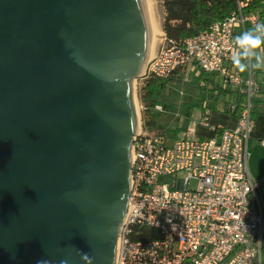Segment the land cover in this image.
I'll use <instances>...</instances> for the list:
<instances>
[{
  "label": "water",
  "instance_id": "water-1",
  "mask_svg": "<svg viewBox=\"0 0 264 264\" xmlns=\"http://www.w3.org/2000/svg\"><path fill=\"white\" fill-rule=\"evenodd\" d=\"M154 34L150 0H0V264H116Z\"/></svg>",
  "mask_w": 264,
  "mask_h": 264
},
{
  "label": "built area",
  "instance_id": "built-area-1",
  "mask_svg": "<svg viewBox=\"0 0 264 264\" xmlns=\"http://www.w3.org/2000/svg\"><path fill=\"white\" fill-rule=\"evenodd\" d=\"M235 3L230 16L198 36L165 38L166 45L148 64L144 79L167 80L191 69L221 77L245 101L236 127L219 129L213 139L170 142L164 132L152 133L141 125L132 143L131 192L117 237L116 264H260L264 196L248 168L260 86L251 68L248 78L232 70L231 56L238 51L234 38L263 20L264 0ZM156 111L167 113L161 105ZM208 122L207 115L200 120L205 126ZM143 228L152 231L149 239H142Z\"/></svg>",
  "mask_w": 264,
  "mask_h": 264
},
{
  "label": "crops",
  "instance_id": "crops-1",
  "mask_svg": "<svg viewBox=\"0 0 264 264\" xmlns=\"http://www.w3.org/2000/svg\"><path fill=\"white\" fill-rule=\"evenodd\" d=\"M258 51L259 56L250 58L249 67L244 71L235 67L233 63L231 64V68L234 72L240 73L245 78L249 77V69L251 68L252 79L260 86V91L256 96L254 103V109L256 112L254 118L256 124L249 140L251 157L248 168L251 178L255 181L261 182V191L264 196V49ZM191 75L197 79L199 77L198 73H194L189 69V71L185 73V81L188 80L187 77ZM206 83L209 84L207 85V88H211L208 89L207 92L212 91L211 100L214 103H217L216 107H220L209 114L199 115L197 121H194V127H190V117L194 114L191 104L186 103L184 113L180 114V118L178 119L185 118L188 124L185 127H178L175 132L177 136L168 137L170 142L179 138L190 137L194 133H200L207 136L198 137L199 139H213L219 135V129L232 130L236 127L243 107V103L239 105L240 95L237 93L239 90L235 88L231 91L224 90L222 88V79L217 75H210L209 80ZM221 97H224L222 102L220 101V99H222ZM202 101L199 102L198 107L204 109ZM219 102H221V105ZM205 115L209 118L207 126L200 123V120ZM180 132H184L183 135H180ZM260 264H264V244Z\"/></svg>",
  "mask_w": 264,
  "mask_h": 264
},
{
  "label": "trees",
  "instance_id": "trees-1",
  "mask_svg": "<svg viewBox=\"0 0 264 264\" xmlns=\"http://www.w3.org/2000/svg\"><path fill=\"white\" fill-rule=\"evenodd\" d=\"M165 9V19L163 31L167 41H180L184 39L194 38L201 32L209 29L214 23L224 20L230 16L236 8L235 0H163ZM260 12L264 21V6L260 7ZM208 74H199L198 79L207 82ZM185 73L176 72L167 80H160L154 77H149L144 80V85L140 90V101L144 108V128L152 131L156 124L155 111L157 106L163 104L167 113L170 110V105L164 102L166 91L174 89L184 82ZM172 92V91H171ZM239 105L244 103L245 96L240 91ZM256 114L254 109V115ZM164 132V131H161ZM165 133V132H164ZM166 135V134H165ZM167 136V135H166ZM168 137V136H167ZM143 232L144 238L149 239L152 231L146 228L139 229ZM135 240L136 237L134 238ZM139 240V239H138Z\"/></svg>",
  "mask_w": 264,
  "mask_h": 264
},
{
  "label": "rangeland",
  "instance_id": "rangeland-1",
  "mask_svg": "<svg viewBox=\"0 0 264 264\" xmlns=\"http://www.w3.org/2000/svg\"><path fill=\"white\" fill-rule=\"evenodd\" d=\"M153 4H154V10H155V15H156V19H157V24L159 27V30L161 31V36L157 39V41L153 44V48H152V54L151 57L148 61V63L152 60V58H154V56H156V54L159 52V50L166 45V41H165V33L163 31V24H164V19L166 16L165 13V9H164V1L163 0H152ZM259 24H264V21H261ZM253 27H248L247 31L252 29ZM237 33L239 34L240 31H237ZM148 63L145 67V70L148 66ZM144 70V73H145ZM143 73V74H144ZM188 80H186L185 82L179 84L174 87V89H168L165 93L164 96V102L167 105H170V110L168 113L165 114H161L157 111H155V116L156 118V124L153 127L152 131L149 132H161L164 131L165 134L168 137H175L177 136V134L175 133L178 127H185L188 122L185 118H181L180 120L176 117V114H183L184 113V107L185 104H191L192 106V110H193V116L190 117V127H194V121H197V119L199 118V115H203V114H209L210 112H212L213 110L219 108L216 107L217 103H214L211 100V95H212V91L211 92H207L208 89L211 88H207V85H209L206 82H203V80L201 79H197L194 78L193 75L188 76L187 77ZM144 78L140 81L138 80L137 82H135V88H141L144 85ZM185 80V77H184ZM210 87V86H209ZM212 87V85H211ZM222 88L224 90H228L231 91L234 87L232 86H224L222 83ZM137 91V100L136 101V105H137V111H138V120H139V124L140 126L142 124H144L143 122V117H144V108L143 105L140 101V97H139V90H135V92ZM172 91V92H171ZM183 92V95L180 96L179 93ZM222 99H220V101L222 102L224 97H221ZM203 100V101H202ZM202 101V104H204V109L203 108H199V102ZM221 102H219V104L221 105ZM161 106H164L163 104H161ZM212 125V124H211ZM184 132H180V135H183ZM202 136H206L204 134H200V133H194L192 134V138H198V137H202ZM207 137V136H206ZM196 186L195 182L191 183V188L194 189Z\"/></svg>",
  "mask_w": 264,
  "mask_h": 264
},
{
  "label": "clouds",
  "instance_id": "clouds-1",
  "mask_svg": "<svg viewBox=\"0 0 264 264\" xmlns=\"http://www.w3.org/2000/svg\"><path fill=\"white\" fill-rule=\"evenodd\" d=\"M234 45L238 51L232 53V63L244 71L249 67L250 58L258 57V50L264 49V24H257L254 28L237 35L234 38Z\"/></svg>",
  "mask_w": 264,
  "mask_h": 264
},
{
  "label": "flooded vegetation",
  "instance_id": "flooded-vegetation-1",
  "mask_svg": "<svg viewBox=\"0 0 264 264\" xmlns=\"http://www.w3.org/2000/svg\"><path fill=\"white\" fill-rule=\"evenodd\" d=\"M149 47H150V38H149V44H148V46H147V48H146V53H145V54H146V59H145L146 62H147V60H149V58H150V56H149V55H150V48H149ZM146 62H145V63H146ZM148 64H149V63H148ZM147 67H148V66H147ZM146 69H147V68H146ZM145 71H146V70H145ZM138 80L141 81L142 79H141V78H138L137 80H135V82H137ZM135 82L133 83V91H134V93H135V100H137V98H136V97H137V91L135 92V90H139V94H140V90H141L142 87H141V88H138V87L135 88ZM135 107H136V106H135ZM136 110H137V109H136ZM137 116H138V115H137ZM138 126H139V127H138V131H137V133L139 132L140 127H141L140 124H139V120H138ZM137 133H136V134H137ZM134 137H135V136H134ZM134 137H133V139H134ZM130 154H131V163H132V145H131V149H130ZM117 237H118V236H117ZM116 249H117V248H116Z\"/></svg>",
  "mask_w": 264,
  "mask_h": 264
},
{
  "label": "bare ground",
  "instance_id": "bare-ground-1",
  "mask_svg": "<svg viewBox=\"0 0 264 264\" xmlns=\"http://www.w3.org/2000/svg\"><path fill=\"white\" fill-rule=\"evenodd\" d=\"M151 2V9H152V15H153V20H154V27H155V34H154V42L153 44L157 41V39L161 36V31L159 30L158 24H157V19H156V15H155V10H154V4L153 1L150 0ZM136 103V101H135ZM137 107V105H136Z\"/></svg>",
  "mask_w": 264,
  "mask_h": 264
}]
</instances>
